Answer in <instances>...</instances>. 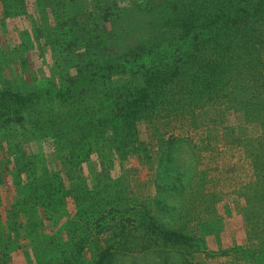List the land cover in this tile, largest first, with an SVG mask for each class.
Segmentation results:
<instances>
[{
    "label": "trees",
    "instance_id": "trees-1",
    "mask_svg": "<svg viewBox=\"0 0 264 264\" xmlns=\"http://www.w3.org/2000/svg\"><path fill=\"white\" fill-rule=\"evenodd\" d=\"M31 2L0 0V9L26 17L31 28L17 31L14 41L6 36L0 52V150L18 136L9 148L28 156L25 147L18 148L32 140V131L22 130L35 120L26 112L41 104L55 115L56 151L66 150L72 163H81L96 152L100 139L125 143L137 134L138 118L155 110L167 88L175 97L197 96L201 106L220 114L241 111L244 122L257 120L264 129V0H34L42 14L37 22L28 11ZM31 50L39 52L41 69L32 70ZM13 63L19 74L9 76L4 67ZM47 63L49 73L43 68ZM247 144L253 181L242 194L256 241L253 263L247 260L264 264V130ZM162 156L161 167L175 157L171 147ZM7 162L12 176H38L43 168ZM108 203H96L109 237L94 264H116L120 244L131 236L125 223H112L119 215L142 231L135 237L143 247L148 239L174 247L205 243L202 236L166 227L139 203L132 211ZM114 208L117 215L106 220L103 212L115 214Z\"/></svg>",
    "mask_w": 264,
    "mask_h": 264
},
{
    "label": "rangeland",
    "instance_id": "rangeland-1",
    "mask_svg": "<svg viewBox=\"0 0 264 264\" xmlns=\"http://www.w3.org/2000/svg\"><path fill=\"white\" fill-rule=\"evenodd\" d=\"M28 5L39 21L42 14L34 0ZM47 15L49 24L53 15ZM24 27H29L26 17L0 9V52L7 37L14 41ZM29 61L32 70L42 68L37 50L29 52ZM43 68L50 72L49 63ZM4 69L9 76L19 74L17 63ZM32 108L26 115L35 120L22 129L26 135L32 131V140L18 146L25 147L28 156L23 158L22 150L9 148L19 141L18 136L4 142L0 150V264H94L109 237L98 220L100 200L129 211L139 203L166 227L205 239L199 248L152 239L143 247L142 238L135 237L142 231L123 216L113 220L119 210L114 208L115 214L103 212L106 220L119 223L118 227L125 223L131 235L120 244L116 264L253 263L250 250L256 241L249 234L242 193L253 181L247 143L262 133V123L244 122L241 111L220 114L219 109L201 106L197 96L175 97L167 88L155 110L138 118L137 134L125 143L107 140L108 136L100 139L90 159L74 164L68 151L55 149L53 133L59 129L53 123L55 115L48 106ZM169 147L174 161L161 167ZM9 160L10 167L27 162L43 168L35 178L12 176L7 170Z\"/></svg>",
    "mask_w": 264,
    "mask_h": 264
}]
</instances>
